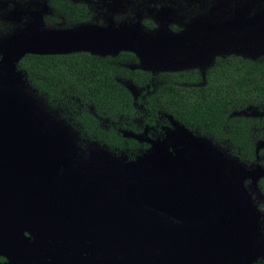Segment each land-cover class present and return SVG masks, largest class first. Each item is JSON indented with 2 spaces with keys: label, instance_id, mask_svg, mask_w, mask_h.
<instances>
[{
  "label": "rangeland",
  "instance_id": "374dc122",
  "mask_svg": "<svg viewBox=\"0 0 264 264\" xmlns=\"http://www.w3.org/2000/svg\"><path fill=\"white\" fill-rule=\"evenodd\" d=\"M84 1L95 14L93 19L68 24L71 20L49 9L46 0H0V83L25 88L17 61L26 52L82 49L114 55L116 47L133 46L141 54L140 62L128 65L133 68H158L161 61L174 67L203 65L213 46L206 45L202 55L194 58L191 43L216 30L229 37L224 35L227 39H223L227 48L236 44L250 55L264 53V0H225L228 9L223 12V0ZM240 5L251 9L252 16ZM242 11L245 18L238 20ZM239 23L247 25L248 39L258 42L239 45L240 35L233 33L241 27ZM122 82L139 106L138 99L146 88L131 80ZM37 99L23 89L20 101L25 106L40 107ZM243 113L264 116V105L250 106ZM164 121L160 131L139 119L125 122L124 135L141 144L135 159L97 144V167L81 169L83 161L68 159L81 170L72 174L63 170V162L59 164L56 156L37 153L38 168H52L55 178L50 183L58 182L57 190L75 191L76 204L55 192L53 207H47L37 198L39 187L47 181L32 184L26 177L31 159L25 156L30 147H12L8 159H17L15 154L19 153L20 163L10 170L8 195L29 206L36 222L48 220L38 230L30 223L18 222L11 239L0 240L5 264H255L256 257L264 256V193L259 186L264 166L242 157L230 144L170 116ZM18 140L10 137L8 142L16 144ZM257 145L264 147V136ZM188 183H193L190 190ZM82 195L89 196L93 204L84 202ZM73 205L89 208L83 211L94 218L54 211ZM145 218L153 223H145ZM139 222L156 228L141 229L139 244L131 249L137 256L133 257L124 251L126 237L118 241L115 235L132 223L139 227ZM191 245L195 250L185 253V262L178 261L180 251Z\"/></svg>",
  "mask_w": 264,
  "mask_h": 264
},
{
  "label": "trees",
  "instance_id": "16d2710c",
  "mask_svg": "<svg viewBox=\"0 0 264 264\" xmlns=\"http://www.w3.org/2000/svg\"><path fill=\"white\" fill-rule=\"evenodd\" d=\"M224 1L222 12L227 8ZM46 3L62 18L71 20L68 24L87 23L95 15L84 0ZM240 6L252 16L251 9ZM245 12H240L238 20L245 18ZM239 24L241 27L233 32L240 35L239 45L258 42L248 39L250 33L245 23ZM224 35L229 38L216 30L192 41L194 58L202 55L206 45L213 46L205 58L208 62L197 66L174 67L161 61L156 64L158 68H133L128 65L140 62L141 57L139 49L133 46L116 47L114 55L82 49L27 52L17 61L26 81L25 88L19 90L26 89L38 98L41 106L35 109L40 114L68 128L83 161L89 160L93 147L98 149L97 144L124 152L129 160L135 159L139 142L124 135L125 122L141 118L153 125L161 116H170L232 145L242 157L264 166V147H258L254 136L255 127L264 125V116L243 113L250 106L264 105V53L250 55L236 44L227 48ZM122 79L146 87L145 95L138 99L139 106ZM15 91L8 85L0 86V121L3 116L13 115L12 109L18 102ZM2 137L6 136L0 132V145ZM190 181L194 182V177ZM192 184L187 187L191 189ZM259 186L264 193V177ZM0 259L7 260L4 255ZM254 262L264 264V256L256 257Z\"/></svg>",
  "mask_w": 264,
  "mask_h": 264
},
{
  "label": "water",
  "instance_id": "95a60500",
  "mask_svg": "<svg viewBox=\"0 0 264 264\" xmlns=\"http://www.w3.org/2000/svg\"><path fill=\"white\" fill-rule=\"evenodd\" d=\"M33 53H37V52H33ZM3 85H8L11 87L10 83H0V86H3ZM15 87H16L15 92H18L17 93L18 102L16 106L12 109L13 115L3 116L4 118H1V121H0V132L6 136V137H2L3 140H2V144L0 145V240L1 241H7L11 239L13 234L16 232L15 226L18 222H22L25 226H27V224L30 223L34 229L38 230V229L45 227L46 222L48 220L46 219L41 223L36 222L34 219V216L31 214V211H29L30 210L29 206L24 205L23 202L22 203L16 202L14 199L11 200L12 197H9L8 195L9 188H7V185H8L7 179L10 178L12 174L10 173V170L11 169L14 170V168L20 163L19 162L20 158L18 156L19 153L15 154L17 159H12V160L8 159V154H9V151L12 149V147L14 146H16L17 148H21V147L29 148L30 147L28 149V154L26 156L24 155L25 158L28 157V159H31L29 161L31 165L28 164L27 166L29 167L25 170L26 177L32 179V184L34 182L47 181L44 187L39 189L41 190V192L37 194V198H39L40 200H43L45 205L49 208L53 207L52 202H51V199L53 198L52 196L53 193L56 192L58 193L60 197H64L65 199L67 198L71 199L72 201H75L74 204H76L77 203L76 192L66 191V190H57L55 185L58 182L50 183V181H53L55 178V176L52 178V173L54 172L53 169L48 168L47 166L38 168L36 164V159L38 156L37 153H40V154L45 153V155L47 156H52V155L56 156L59 164L63 162V165H64L63 170H65L66 172H71L72 174L77 173L78 171H81V170H76L77 167H74L73 165H71L67 160L76 159V161L78 160L83 161L80 159L79 153L77 152V149H76L77 143L74 139V135L69 132L68 128L59 125L55 121V119L52 120L48 117L46 118V116L40 114L39 109L31 108L27 106V104L25 106L20 101V98L23 95V90H19V89H21L23 86L22 87L15 86ZM20 119H21V122H20ZM10 137H14L15 140L16 139H19V140L16 141V144H11L8 142V140H10ZM98 150L99 149L97 148H93L91 150V153H90L91 155L89 157V160L83 161L84 163L79 165L83 167H79V168L82 169L84 167H93L95 169L97 167V160H95L94 158L97 157ZM32 159L34 161L33 163H31ZM48 183H50V185L46 187ZM11 189H12V186H11ZM12 190L15 191L17 190V188H13ZM188 190H190L189 187H188ZM45 195H48L49 199H47ZM82 200L86 202L87 204H93L92 199L87 195H82ZM85 209H89V208H86L84 206L73 205V207H70V208L68 207L62 208V209L57 208V210H54V211L60 214L61 213L62 214L74 213L77 215H85L86 217L90 219L94 218V215H87L86 212L83 211ZM131 214H134V213H131ZM137 214H139V212ZM142 218L143 216L139 215V219H142ZM157 220H160V219H157ZM144 221L145 223H149V224L153 223L152 221L146 218L144 219ZM144 221L141 220V223ZM141 223L139 222V227L136 224L132 223L130 224L131 226L125 227L126 229L122 228L121 232H118L115 235L118 241H122L123 238L126 237L123 241L125 245L124 251L131 254L133 257H137V256L135 253L131 251V249L136 248L138 246L139 244L138 236H140L141 234L140 232L141 229L153 230V228H156V227H153V228L145 227L141 225ZM56 224L60 225V223H56ZM114 228L117 229L116 226H114ZM127 232L129 233L126 234ZM122 234H125V236L122 237L120 240L118 237H120ZM131 235H133L134 237ZM114 240L116 241L115 238ZM129 241L131 243H128ZM84 243L86 244V241H84ZM176 248L177 247H174V250ZM188 249H190V251L192 252L193 250H195V246L191 245L188 248L186 247V251L185 249L180 251L181 254L178 255L179 256L178 261L185 262V259L188 257V254H187V257H185V253H188ZM174 250H173V255H174ZM0 255H4V254L0 253ZM173 255L171 254V260H174ZM189 262L191 261L189 260ZM131 263H134V262H131ZM136 263L138 262H135V264Z\"/></svg>",
  "mask_w": 264,
  "mask_h": 264
},
{
  "label": "flooded vegetation",
  "instance_id": "af4514ba",
  "mask_svg": "<svg viewBox=\"0 0 264 264\" xmlns=\"http://www.w3.org/2000/svg\"><path fill=\"white\" fill-rule=\"evenodd\" d=\"M144 88H146V87H144ZM144 95H145V94H144ZM144 95H143V96H144ZM143 96H142V97H143ZM258 116H259V115H258ZM165 118L167 119V116H166V117L161 116L160 119H159L158 121H156V123L153 124V125H150V124H146V123H144V121H143L141 118H137V119H139V120L142 122L143 125L150 127L152 130L160 131V129H161L162 127H164V125H166V123H165V121H164ZM139 130L141 131L142 128H139ZM254 136H255V138H256V142L264 136V125H262V126H258V127H255V129H254ZM129 138H131V137H129ZM134 139H136V138H134ZM137 141H138V140H137ZM138 142H139V147L137 148V152H136L137 154L139 153V151H140V146H141L140 141H138ZM142 146H143V148H144V145H142ZM231 146H232V145H231ZM237 151L239 152V150H237ZM252 162H254V161H252ZM86 243H87V241H86ZM0 264H5V260H1V259H0Z\"/></svg>",
  "mask_w": 264,
  "mask_h": 264
},
{
  "label": "bare ground",
  "instance_id": "6f19581e",
  "mask_svg": "<svg viewBox=\"0 0 264 264\" xmlns=\"http://www.w3.org/2000/svg\"><path fill=\"white\" fill-rule=\"evenodd\" d=\"M39 188H41V187H39ZM53 196V195H52ZM49 198V197H48ZM64 200V199H63ZM54 201V200H53ZM58 201V200H57ZM64 204V203H63ZM212 239V238H211Z\"/></svg>",
  "mask_w": 264,
  "mask_h": 264
}]
</instances>
